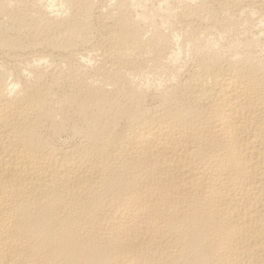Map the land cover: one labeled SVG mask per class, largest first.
<instances>
[{
  "label": "bare ground",
  "instance_id": "bare-ground-1",
  "mask_svg": "<svg viewBox=\"0 0 264 264\" xmlns=\"http://www.w3.org/2000/svg\"><path fill=\"white\" fill-rule=\"evenodd\" d=\"M0 264H264V0H0Z\"/></svg>",
  "mask_w": 264,
  "mask_h": 264
}]
</instances>
